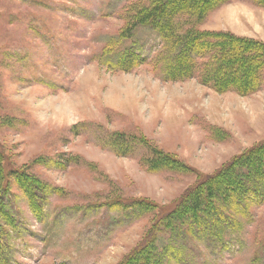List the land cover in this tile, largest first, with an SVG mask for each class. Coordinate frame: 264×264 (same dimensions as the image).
Here are the masks:
<instances>
[{
    "label": "rangeland",
    "instance_id": "1",
    "mask_svg": "<svg viewBox=\"0 0 264 264\" xmlns=\"http://www.w3.org/2000/svg\"><path fill=\"white\" fill-rule=\"evenodd\" d=\"M154 1L0 0V187L15 219L1 242L11 264H121L200 175L264 140V71L248 96L217 93L199 73L167 80L170 46L136 23ZM227 1L197 30L264 43V7ZM4 168L48 187L40 211ZM252 198L204 232L159 233L168 256L149 264H264V194Z\"/></svg>",
    "mask_w": 264,
    "mask_h": 264
},
{
    "label": "trees",
    "instance_id": "2",
    "mask_svg": "<svg viewBox=\"0 0 264 264\" xmlns=\"http://www.w3.org/2000/svg\"><path fill=\"white\" fill-rule=\"evenodd\" d=\"M256 1L264 7V0ZM229 3L227 0H155L140 13L136 23L158 31L170 46L167 80L185 81L199 73L201 84L217 93L235 92L248 96L260 89L264 71V43L238 38L231 33L197 30L198 24L207 15ZM182 16L189 17L194 23L187 31L175 25V20ZM131 62L133 59L130 57L125 64ZM155 153L160 156L157 165L168 163L170 158ZM3 170L5 175L16 177L22 190L31 197L29 203L32 208L40 211L48 187L26 177L24 173L6 168ZM1 187L0 264H11L5 257L9 246L1 241L8 235V229H11L15 219L11 206L9 208L8 188L2 190ZM261 194H264V140L235 156L213 174L200 175L193 187L170 208L158 214L154 228L121 264H149L156 254L161 259L165 258L168 256L166 251L161 252L157 246L159 233L204 232L214 225H220L223 217L227 218L224 213L227 208L244 206L253 202L252 197L259 198ZM161 259L154 264H159Z\"/></svg>",
    "mask_w": 264,
    "mask_h": 264
}]
</instances>
